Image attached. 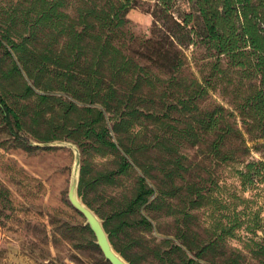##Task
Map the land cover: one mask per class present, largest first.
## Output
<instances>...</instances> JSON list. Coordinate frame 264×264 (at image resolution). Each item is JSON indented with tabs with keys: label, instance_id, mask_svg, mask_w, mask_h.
Here are the masks:
<instances>
[{
	"label": "trees",
	"instance_id": "16d2710c",
	"mask_svg": "<svg viewBox=\"0 0 264 264\" xmlns=\"http://www.w3.org/2000/svg\"><path fill=\"white\" fill-rule=\"evenodd\" d=\"M185 2L180 10L176 0H155L142 39L126 18L135 0H10L0 14V89L33 104L29 128L0 97L5 128L27 149L30 139L71 140L79 149L78 138L92 141L118 159L115 172L99 174L105 184L136 166L141 176L116 212L120 224L143 205L165 199L197 204L192 209L212 204L202 194V173L213 184L209 170L218 166L233 171L242 193L264 183V0ZM33 88L61 97L34 95ZM186 149L201 156L193 173L180 162ZM252 152L259 161L249 159ZM84 170L78 187L83 201ZM239 204L254 202L240 198ZM261 208L246 222L236 218L218 228L213 241L184 237L186 251L174 246L175 252L161 254L156 247L152 258L239 264V255L215 250L242 229L257 239H249L254 264H264ZM108 222L103 225L114 249L135 264L132 247L120 251L113 242L120 224L109 229Z\"/></svg>",
	"mask_w": 264,
	"mask_h": 264
},
{
	"label": "rangeland",
	"instance_id": "374dc122",
	"mask_svg": "<svg viewBox=\"0 0 264 264\" xmlns=\"http://www.w3.org/2000/svg\"><path fill=\"white\" fill-rule=\"evenodd\" d=\"M9 1L0 0V14L8 10ZM154 1L135 0L136 6L126 15L130 31L138 39L149 34L152 24L150 10ZM175 6L180 10L187 8L185 0H176ZM3 57L4 52L0 48V60ZM33 93L61 97L58 92H43L35 88ZM0 97L29 128L32 126V101L22 100L14 92L1 89ZM213 98L223 103L217 94ZM26 136L31 138L28 133ZM77 142L81 144V168H85L84 181L87 183L84 201L104 223L110 221L108 228L111 229V224H120L121 218L116 212L130 201L141 172L132 166L126 174L114 175L112 184H105L98 179L99 174L115 172L118 169L117 157L102 151L90 140L78 138ZM27 147L29 149L9 135L0 116V264H109L95 246L90 230L83 225V217L67 201L72 161L70 151ZM184 155L185 159L180 162L193 173L201 156L192 149L184 150ZM249 159L259 161L260 156L252 152ZM209 172H212L214 183L210 184L206 174L202 173L207 180L202 194L212 204H198L197 209H192L197 204H182L178 200L165 199L164 204H145L128 219L121 220L119 232L113 239L116 249L123 251L132 247V252L137 255L135 264H169L152 258V250L158 247L161 254L172 253L176 251L174 246H178L186 251L181 245L184 237L213 241L221 235L218 228L230 227L236 218L238 222H246L258 207H262L260 217L264 219V183L258 189L249 188L242 193L229 168L218 166ZM146 183L151 186L147 179ZM240 198L250 199L254 204H239ZM142 218L149 225L143 223ZM233 236L232 239L223 237V248H217L215 252L222 251L225 257L239 255V264H254L251 259L253 245L249 239H257L242 229L234 230ZM219 262L216 260L215 264Z\"/></svg>",
	"mask_w": 264,
	"mask_h": 264
},
{
	"label": "water",
	"instance_id": "95a60500",
	"mask_svg": "<svg viewBox=\"0 0 264 264\" xmlns=\"http://www.w3.org/2000/svg\"><path fill=\"white\" fill-rule=\"evenodd\" d=\"M28 146L32 148H62L70 151L72 161L67 185V201L70 206L84 219L83 225L88 227L94 237V244L101 252L103 259L109 264H130L110 242L109 234L104 228L103 220L83 201L78 193L81 175V152L78 145L71 140L36 141L29 140Z\"/></svg>",
	"mask_w": 264,
	"mask_h": 264
}]
</instances>
